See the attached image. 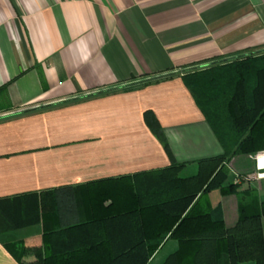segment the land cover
<instances>
[{"label": "crops", "instance_id": "1", "mask_svg": "<svg viewBox=\"0 0 264 264\" xmlns=\"http://www.w3.org/2000/svg\"><path fill=\"white\" fill-rule=\"evenodd\" d=\"M254 49H264V0H0V199H11L3 215L21 221L44 190L168 165L145 112L188 174L222 154L181 75ZM257 157L264 167V151L233 156L232 173ZM257 185L264 199V178ZM239 202L213 190L203 206H219L231 227ZM51 220L0 232V264H38ZM176 248L168 239L151 264Z\"/></svg>", "mask_w": 264, "mask_h": 264}, {"label": "trees", "instance_id": "2", "mask_svg": "<svg viewBox=\"0 0 264 264\" xmlns=\"http://www.w3.org/2000/svg\"><path fill=\"white\" fill-rule=\"evenodd\" d=\"M181 77L222 154L198 160L188 174L186 164L171 157L163 133L155 129L158 122L149 121L145 112L170 158L168 165L41 191L39 204L32 203L34 212L19 222H10L0 210V232L53 217L43 223L42 244L34 251L38 264H151L168 239L177 248L159 264H220L221 255L225 264H264V199L249 185L253 168L234 174L230 164L235 155L264 151V49L187 69ZM79 98L84 97L72 100ZM243 182L248 185L240 189ZM213 190L238 197L233 226H225L219 206H203ZM10 200L0 199V205ZM14 248L22 261V244Z\"/></svg>", "mask_w": 264, "mask_h": 264}, {"label": "rangeland", "instance_id": "3", "mask_svg": "<svg viewBox=\"0 0 264 264\" xmlns=\"http://www.w3.org/2000/svg\"><path fill=\"white\" fill-rule=\"evenodd\" d=\"M256 161V160H255ZM254 161L253 163V171L250 172V175H249V180L248 182H250L251 184H253V186H258L257 185V182L259 181V178H258V173L261 174L262 172H258L257 169H256V162ZM231 165L234 164L233 162L230 163ZM261 179V178H260ZM243 183H247V182H243ZM243 183L241 184V186H243ZM158 258L155 259V261H157ZM156 263V262H155Z\"/></svg>", "mask_w": 264, "mask_h": 264}, {"label": "built area", "instance_id": "4", "mask_svg": "<svg viewBox=\"0 0 264 264\" xmlns=\"http://www.w3.org/2000/svg\"><path fill=\"white\" fill-rule=\"evenodd\" d=\"M256 163V169H257V171L258 172H262L261 174H259L258 173V178L260 179V178H264V167H260L259 166V159H258V157L256 158V161H255Z\"/></svg>", "mask_w": 264, "mask_h": 264}]
</instances>
